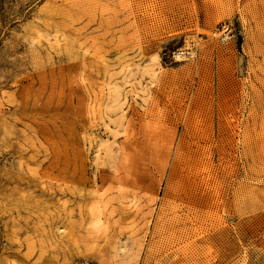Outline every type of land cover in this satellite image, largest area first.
Here are the masks:
<instances>
[{"label": "rangeland", "instance_id": "1", "mask_svg": "<svg viewBox=\"0 0 264 264\" xmlns=\"http://www.w3.org/2000/svg\"><path fill=\"white\" fill-rule=\"evenodd\" d=\"M0 264H264V0H0Z\"/></svg>", "mask_w": 264, "mask_h": 264}, {"label": "built area", "instance_id": "2", "mask_svg": "<svg viewBox=\"0 0 264 264\" xmlns=\"http://www.w3.org/2000/svg\"><path fill=\"white\" fill-rule=\"evenodd\" d=\"M222 31L224 33L223 34V39H225L226 36H229V33H231V29H229L228 26H225Z\"/></svg>", "mask_w": 264, "mask_h": 264}]
</instances>
